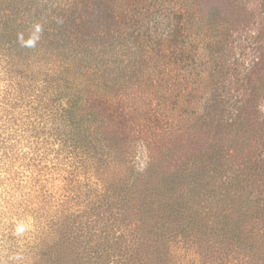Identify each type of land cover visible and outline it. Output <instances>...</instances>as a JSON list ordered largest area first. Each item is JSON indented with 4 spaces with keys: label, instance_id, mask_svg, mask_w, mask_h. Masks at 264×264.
Returning <instances> with one entry per match:
<instances>
[{
    "label": "trees",
    "instance_id": "1",
    "mask_svg": "<svg viewBox=\"0 0 264 264\" xmlns=\"http://www.w3.org/2000/svg\"><path fill=\"white\" fill-rule=\"evenodd\" d=\"M96 1L0 0L5 264H264V45L236 72L198 0Z\"/></svg>",
    "mask_w": 264,
    "mask_h": 264
},
{
    "label": "rangeland",
    "instance_id": "2",
    "mask_svg": "<svg viewBox=\"0 0 264 264\" xmlns=\"http://www.w3.org/2000/svg\"><path fill=\"white\" fill-rule=\"evenodd\" d=\"M69 2H77L82 9L88 7V10H94L97 7L99 1L96 0H68ZM97 2V3H96ZM198 3L208 14H212L218 21L230 22L231 24V40L232 49H230L231 62L236 60L233 68H236V72L242 73V65L246 64L253 58L254 50L253 46L264 45V9L259 8L260 0H198ZM264 83V64L259 71ZM3 84L0 82V89L3 88ZM262 110L264 111V101L261 103ZM201 141L204 138L200 137ZM25 150V149H24ZM1 165V163H0ZM50 166V165H49ZM1 168V166H0ZM20 166H17L16 171L21 172ZM57 170L48 172V176L45 177L46 188L48 192L60 191V180L57 175ZM20 174V173H19ZM29 176L23 172L22 178L26 179ZM7 175H3V171L0 169V257L2 258L0 264H5L7 257L6 239L4 236V230L6 225L13 224L14 235L17 236L19 225L26 226L24 220L15 217L12 219L10 209L16 210V198H12V190L15 189L12 183H9ZM22 182H24L22 180ZM18 199V198H17ZM15 203V204H14ZM14 205V206H11ZM8 209L6 215H2Z\"/></svg>",
    "mask_w": 264,
    "mask_h": 264
},
{
    "label": "clouds",
    "instance_id": "3",
    "mask_svg": "<svg viewBox=\"0 0 264 264\" xmlns=\"http://www.w3.org/2000/svg\"><path fill=\"white\" fill-rule=\"evenodd\" d=\"M33 41H29V44L31 45ZM18 231L23 232L24 231V225H19L18 226Z\"/></svg>",
    "mask_w": 264,
    "mask_h": 264
}]
</instances>
